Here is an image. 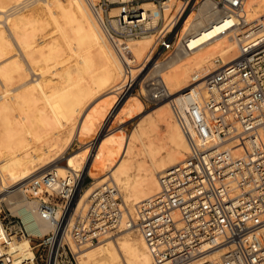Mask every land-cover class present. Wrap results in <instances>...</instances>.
<instances>
[{
  "label": "built area",
  "instance_id": "2783aa9c",
  "mask_svg": "<svg viewBox=\"0 0 264 264\" xmlns=\"http://www.w3.org/2000/svg\"><path fill=\"white\" fill-rule=\"evenodd\" d=\"M166 1L90 4L123 64L119 101L138 86L154 84L151 74L160 60L191 50L196 32H183L184 24L205 0H179L177 11L168 14ZM212 1L236 18L239 55L226 65L216 60L219 68L203 86L186 90L172 104L188 144L183 161L160 176L158 192L137 204L134 214L107 185L96 189L79 212L81 171L66 178L52 171L35 177L21 189L36 201L50 230L31 235L19 217L0 207V264H79L81 246L129 230L142 236L152 264H264V17L249 20L244 0ZM145 3L153 4L154 12L144 9ZM113 9L117 14H111ZM153 17L156 25L149 24ZM147 35L154 41L146 59L136 63L129 44ZM238 139H244L247 151L235 156L227 145ZM14 237L31 239L34 258L9 253Z\"/></svg>",
  "mask_w": 264,
  "mask_h": 264
},
{
  "label": "bare ground",
  "instance_id": "6f19581e",
  "mask_svg": "<svg viewBox=\"0 0 264 264\" xmlns=\"http://www.w3.org/2000/svg\"><path fill=\"white\" fill-rule=\"evenodd\" d=\"M96 1L0 0V197L17 196L14 201L18 202H11L8 210L34 236L47 233L50 224L38 211L36 201L26 198L21 188L47 171L66 178L74 172L84 173L90 163L88 174L101 185L86 189L78 211L84 212L92 193L107 185L118 191L127 211L134 214L137 204L158 192L160 176L178 166L188 152L172 104L179 103L186 90L203 86L204 78L219 68L216 60L209 64L215 56L226 65L239 55L236 18L226 16L214 1L205 0L195 19L186 24L193 11L184 24L183 32H196L189 42L191 50L169 57L173 69L165 73L155 69L151 74L155 83L142 87L141 94L161 105L152 114L130 115L139 120L125 142L123 133L111 135L108 144L121 147L122 158L114 163L104 154L106 139L100 132L83 169L50 165L65 152L80 128L84 100L98 87L114 83L115 88L123 79L122 61L90 6ZM179 6V0H167L166 14ZM142 7L155 10L151 3ZM263 11L264 0H244L249 20L263 18ZM117 12L113 9L111 14ZM207 19H211L209 24ZM157 23V17L149 22ZM113 25L117 26L115 20ZM140 38L129 44L136 63L146 59L153 42L151 35ZM116 130L121 132L122 128ZM227 147L235 156L247 151L244 139ZM16 240L14 237L9 245V253L22 260L34 258L31 239ZM76 252L79 264H152L144 239L132 230L107 234Z\"/></svg>",
  "mask_w": 264,
  "mask_h": 264
},
{
  "label": "rangeland",
  "instance_id": "374dc122",
  "mask_svg": "<svg viewBox=\"0 0 264 264\" xmlns=\"http://www.w3.org/2000/svg\"><path fill=\"white\" fill-rule=\"evenodd\" d=\"M200 5H198L197 8L194 10V15L186 22V24L195 19L197 9ZM262 13H264V11L261 12V14ZM209 21H211V19H207L206 23L209 24ZM152 41H154V37L152 38ZM151 45L149 47H151ZM180 52L181 51L176 52L170 57L178 56ZM168 59L169 57L166 60H160V63L157 64L154 70L157 69L158 73H165L167 71H171L173 69V66L168 61ZM215 60H219L221 62L220 64H223L219 57L216 56L209 61V64L214 63ZM147 72L148 69L144 71L143 75H146ZM31 77L37 78V76L34 77L33 74H31ZM113 84L114 83L98 87L94 92L91 93L88 98L84 100V102H86V105L80 113V128L76 133L73 134V137L70 140V145L65 150V152L50 165L58 164L60 166H69L70 168H82V165L85 163V160L87 163V159H90L89 157L94 149L93 147L95 143V137L100 132L105 135L104 137L106 139L103 142L104 154L109 155L114 163L118 162L122 158L121 147L115 144H108L111 135H120V133H123V141L125 142L127 136H129L133 132L139 120V117L131 118L130 115L152 114L161 104L157 103V100H152L148 98L145 94H141L142 88L140 89L139 86L136 88V90L131 96H126L123 100L119 101V90H117L116 92H111V90L119 88L120 83L115 88H113ZM14 86H17L16 83L14 84ZM118 127L122 128L121 132L116 130ZM110 128L112 129L108 130ZM160 133L161 136L164 134L163 127L161 128ZM89 169L90 163L86 164L84 175L82 177L84 188L83 195L86 189L90 186L93 190L94 188L101 185L95 182V180L88 174ZM103 172L107 173L108 171L103 170ZM7 196L0 197V199H2L1 204L4 212H8L7 210L8 208H10L11 202H18L17 200L14 201V198L17 197L16 195L11 194V196ZM117 233L120 232H112L110 234L115 235Z\"/></svg>",
  "mask_w": 264,
  "mask_h": 264
}]
</instances>
